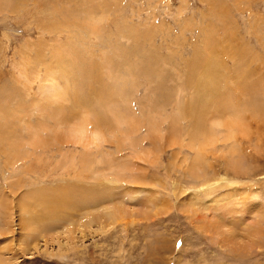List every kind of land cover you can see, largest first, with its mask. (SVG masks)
<instances>
[{"label": "rangeland", "instance_id": "rangeland-1", "mask_svg": "<svg viewBox=\"0 0 264 264\" xmlns=\"http://www.w3.org/2000/svg\"><path fill=\"white\" fill-rule=\"evenodd\" d=\"M14 2L0 0V264H264V0ZM210 60L216 96L245 127L230 143L215 125L191 176L199 125L185 107L208 95ZM51 68L61 95L42 98ZM212 113L206 128L226 115ZM82 118L100 141L65 136ZM27 124L44 125L38 147ZM71 188L103 198L54 213L42 205ZM109 206L121 207L111 221ZM87 215L95 221L61 246L60 227Z\"/></svg>", "mask_w": 264, "mask_h": 264}, {"label": "bare ground", "instance_id": "bare-ground-1", "mask_svg": "<svg viewBox=\"0 0 264 264\" xmlns=\"http://www.w3.org/2000/svg\"><path fill=\"white\" fill-rule=\"evenodd\" d=\"M14 1H18V0H3L4 2V6H8L10 8H14L16 7V4L19 3V2H14ZM20 1V0H19ZM3 5L1 4L0 5V8L2 7ZM66 23V22H65ZM94 32V31H93ZM70 52V51H69ZM210 52V51H209ZM215 53V52H214ZM63 54V53H61ZM71 54V53H70ZM212 55V54H211ZM59 56V55H58ZM66 59L67 57L69 56H65ZM57 58V57H56ZM60 58V61H63V58L64 57H59ZM65 60V59H64ZM213 61L215 60L214 57L212 59ZM55 62H58V61H54ZM211 60L209 62H207V65L206 67L203 68V72H202V78L204 80H202V83H203V87L202 89L204 90V92L207 91V84H209V88H208V95L206 97H200L199 99H196L195 101H193L192 103L190 102V104L187 106V108L185 107V114L189 115L191 117V120H193L195 122V125H199V130H196L194 131V135L192 136L193 138H190V140L192 141H195L196 145L193 147L194 150H195V160L192 162V168L193 170L191 172H189V175L191 176H199V172L198 169H201V166L203 165L202 162H203V158L205 157V154L209 153L211 149V145L214 143V140L215 138H218L219 136L221 137L222 139V142H227L229 141L230 143H233L236 142V136L241 134L240 133V130L242 127H245V123H244V120H243V117L242 115L238 112L236 113L233 117H229L231 116L230 114L234 113L235 111L232 110V108H235L232 106V104L226 100L225 98H219L217 97V93H218V89L216 87V81H217V78H218V72L216 71V68L215 66H209ZM216 62V61H215ZM214 62V63H215ZM60 63V62H59ZM56 64V63H55ZM218 66V65H217ZM54 67V66H53ZM54 68H51V71H47V85H46V82H44V84L42 83L43 80L41 83L43 85L40 86V96L43 98H46V97H49L51 96V98L55 99V98H58L61 94L59 93L58 91V88H56V85L55 82L53 83V78H54V75H53V72H54ZM215 87V88H214ZM99 91V90H98ZM108 92V91H107ZM205 94V93H204ZM207 94V93H206ZM106 95V94H105ZM118 95V94H117ZM51 99V100H52ZM77 99V98H76ZM50 100V99H49ZM49 102V101H48ZM77 102V101H76ZM80 104V103H79ZM188 104V103H187ZM184 108V107H183ZM3 109V108H2ZM211 109L213 111V113H216L218 115H225L223 119L219 120L218 122L214 123V124H211L209 128H206L204 127V120L206 118V113L208 112V110ZM53 111V110H52ZM51 111V113H52ZM3 114H2V119H0V125L1 126H4V123L3 121L6 123V118H8V113L7 111H2ZM115 112V111H114ZM211 116H216L215 114H213ZM54 116V119L55 118H59V115L62 114V110L61 108H55V112L52 113ZM112 114V113H111ZM83 115V114H82ZM124 115V114H123ZM228 115V116H227ZM62 116V115H61ZM188 117V116H187ZM126 118V117H125ZM60 119V118H59ZM62 119V117H61ZM127 119V118H126ZM124 119V120H126ZM63 120V119H62ZM41 122V121H40ZM61 122V121H60ZM64 122V121H62ZM61 122V123H62ZM78 122V121H77ZM65 123V122H64ZM94 123H96L94 120H91L89 118H82L81 121L79 122L78 125H74L72 127H70L69 129L70 130H67L65 134V136L67 135L70 139H74V142L75 143H81V144H84V143H94L95 141L99 140L100 141V138H102L101 136H103V134H101L100 131H88L87 129V126L89 124L93 125ZM130 123V122H129ZM220 123V127L223 129V132H221V135H219L217 132H216V129L214 128L215 125L219 124ZM69 124V123H68ZM209 124V123H207ZM29 125L28 126V132H27V136H28V139L30 140L29 142L31 143V145L33 146H36L38 147L37 145L40 144L41 142L38 141L39 138V134H40V131L42 128H44V125L43 124H38L36 125L35 127L38 128H33L30 126V124H27ZM66 125V124H65ZM132 125V124H131ZM134 126V125H133ZM27 127V126H26ZM65 127V126H64ZM68 129V128H67ZM62 133V132H61ZM6 135V134H5ZM51 135H52V132H51ZM89 135V136H88ZM219 135V136H217ZM53 141H57L59 138L57 136V132H53ZM51 136V137H52ZM126 137V136H125ZM124 137V138H125ZM42 138V137H41ZM49 138V137H48ZM47 138V139H48ZM172 138V137H171ZM170 139V138H169ZM220 139V138H219ZM49 140V139H48ZM171 140V139H170ZM52 141V142H53ZM87 141V142H85ZM121 141V140H120ZM47 142L46 141H43V143ZM98 142V141H97ZM173 143V141H171ZM217 142V141H216ZM48 144V142H47ZM213 146V145H212ZM231 146V145H229ZM236 146V145H235ZM235 146H231V148L228 147V150H229V153H230V157L234 159V157L236 156L237 152L238 151V147H235ZM4 147V146H3ZM9 148L12 150L14 147H12V145H9ZM9 149V150H10ZM227 150V148H226ZM209 151V152H208ZM16 153V158L19 156V152H18V149H16L15 151ZM240 154V153H238ZM237 154V155H238ZM238 160V159H237ZM233 167H236V164H231ZM204 188H208L210 187L211 185H209L208 183H205L204 182ZM203 187L201 186V189ZM65 189V188H64ZM70 193H66L68 191V189L66 190H60L59 192H55L53 191L52 194L56 195H45L42 197H40L41 199V202H42V205L43 206H47L48 207V211L50 213H54L57 211L58 207L60 206L61 208L66 206L67 203L69 201H79L81 203H83V200L85 199L86 202H96V201H99L101 200V197L100 199L98 200V195H94V194H90L89 192H87L86 190L84 189H76V188H71L70 189ZM43 193V192H42ZM101 195V194H100ZM84 198V199H83ZM103 198V197H102ZM69 199V200H68ZM85 202V201H84ZM1 203H3V200L0 199V208L2 207L1 206ZM72 203V202H70ZM80 203V204H81ZM79 204V203H78ZM90 204V203H89ZM71 205V204H70ZM77 205V204H75ZM72 207V206H71ZM74 207V206H73ZM77 207V206H76ZM81 207V205L79 206ZM72 209V208H71ZM105 211V214L103 215V219L105 220L106 219H109L110 221L112 219H115L117 218V213L118 212H121V207L119 208H116L115 206H109L107 208H105L103 210V213ZM124 211V210H122ZM2 213V210H0V214ZM123 213V212H122ZM122 213H119V216H121L120 214ZM127 216H130V213H128V215H125V217L127 218ZM85 217V216H84ZM87 218H85L86 220L84 222L86 223H81V224H73V223H68V224H64L63 227H60V230L62 229V232L65 233L64 236H67L66 238H68V240H63L64 243H61L60 245L61 246H64L65 248H67V246L70 247L71 242L73 241V239L71 237H69L70 235H72L73 233L75 232H79L80 233V228H82V231H83V228L87 227L88 225H90L93 221V218L90 216V215H87L86 216ZM105 217V218H104ZM100 218V217H99ZM95 219H96V216H95ZM119 220H122L120 218H118ZM89 220V221H88ZM93 220V221H92ZM108 220V221H109ZM117 220V221H119ZM126 220V219H125ZM128 220V219H127ZM107 221V222H108ZM105 222V221H104ZM114 222V221H113ZM116 222V220H115ZM114 222V223H115ZM124 222V221H123ZM129 222V221H128ZM134 222V221H133ZM125 223V222H124ZM127 223V222H126ZM131 223V222H130ZM135 223V222H134ZM95 224V222H94ZM123 224V223H122ZM71 225H76L77 226V230L75 229H68V226H71ZM125 225H128V224H125ZM111 226V225H109ZM124 226V225H122ZM91 227V226H90ZM88 227V229L90 228ZM101 227V226H100ZM126 228V227H125ZM60 230H56L58 232H54V235L58 233V235H55V238L56 236H60L62 234V232H60ZM86 230V229H85ZM254 233V230L250 229V234L248 233V235H250V238H251V235ZM74 235V234H73ZM84 235V233H83ZM61 238L64 239L61 235ZM58 241V240H57ZM241 241V240H240ZM61 242V241H58V243ZM58 245V246H60ZM63 248V247H62ZM61 248V249H62ZM71 248V247H70ZM246 248L244 247L243 250H245Z\"/></svg>", "mask_w": 264, "mask_h": 264}]
</instances>
